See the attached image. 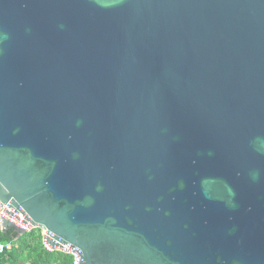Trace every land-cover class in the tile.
I'll use <instances>...</instances> for the list:
<instances>
[{"label":"water","instance_id":"water-1","mask_svg":"<svg viewBox=\"0 0 264 264\" xmlns=\"http://www.w3.org/2000/svg\"><path fill=\"white\" fill-rule=\"evenodd\" d=\"M0 204L80 264H264V0H0Z\"/></svg>","mask_w":264,"mask_h":264},{"label":"trees","instance_id":"trees-1","mask_svg":"<svg viewBox=\"0 0 264 264\" xmlns=\"http://www.w3.org/2000/svg\"><path fill=\"white\" fill-rule=\"evenodd\" d=\"M40 239L39 228L18 236L12 229L0 230V243H9V248L0 252V264H71L68 254L45 251Z\"/></svg>","mask_w":264,"mask_h":264},{"label":"built area","instance_id":"built-area-1","mask_svg":"<svg viewBox=\"0 0 264 264\" xmlns=\"http://www.w3.org/2000/svg\"><path fill=\"white\" fill-rule=\"evenodd\" d=\"M2 220H7L13 223L15 226L23 229L24 232L29 231L33 227H31L28 223H23V215H21L18 212H14L13 209L8 208L7 205H1L0 204V224ZM1 230V226H0ZM40 235H41V244L45 251L52 252V251H58L63 254H68L71 257V264H80V251L77 247L67 243L62 242L59 243V239L53 241L56 242L57 245H50V243L46 242L48 239L53 238V235L50 232H47L46 230L40 229ZM9 248V243H0V252H2L4 249Z\"/></svg>","mask_w":264,"mask_h":264}]
</instances>
